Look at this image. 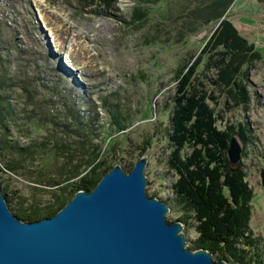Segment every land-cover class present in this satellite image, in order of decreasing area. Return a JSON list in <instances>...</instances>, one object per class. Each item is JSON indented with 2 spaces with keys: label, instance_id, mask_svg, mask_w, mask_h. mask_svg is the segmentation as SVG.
Instances as JSON below:
<instances>
[{
  "label": "rangeland",
  "instance_id": "374dc122",
  "mask_svg": "<svg viewBox=\"0 0 264 264\" xmlns=\"http://www.w3.org/2000/svg\"><path fill=\"white\" fill-rule=\"evenodd\" d=\"M115 1L113 9L93 14L75 0H0V37L17 49L12 73L26 75L31 83L39 81L32 104L42 105L60 123L67 121L66 113L73 108L82 116L80 123L90 128V133H83L84 137L73 133V138L71 133L66 139L91 145V168L98 163L100 171L117 164L127 170L141 156L146 157V194L154 193L171 204L166 214L170 222L186 214L172 192L176 177L167 166L176 75L181 66L201 54L214 25L187 22L186 9L194 6L190 1ZM138 6L145 14L132 22L131 14ZM226 15L260 53L247 72L249 102L245 107L234 106L218 89L212 95L219 103L215 113L220 129L241 122L252 130L253 143L248 146L235 136L241 147L237 164H244L254 192L249 228L263 243L264 260V0H233ZM55 87L68 97L67 105L55 96ZM25 100V94L17 89L12 104L26 132L21 134L9 125L11 139L21 146L40 140L51 129L37 116L30 123V118L21 114ZM213 102L208 101L210 107ZM114 119L120 120L122 130L113 125ZM77 126L71 125V129ZM56 133L63 138L61 132L53 136ZM81 152L74 155L73 162H78ZM92 153L93 157L97 154L96 159ZM62 163L61 155L38 164L19 162L14 151L0 149V180L10 190H18L26 205H43L52 199V193H60L65 183L48 186L37 180L38 172L51 170L56 179ZM88 168L82 163L80 175ZM194 226L190 219L182 229L185 248L190 249L188 245L197 238Z\"/></svg>",
  "mask_w": 264,
  "mask_h": 264
},
{
  "label": "trees",
  "instance_id": "16d2710c",
  "mask_svg": "<svg viewBox=\"0 0 264 264\" xmlns=\"http://www.w3.org/2000/svg\"><path fill=\"white\" fill-rule=\"evenodd\" d=\"M179 1L193 2L194 6L188 7L185 15L192 26L212 24L214 27L201 54L181 66L176 75L168 129L170 152L167 166L176 177L172 192L186 214L170 222L180 221L183 228L190 219L195 222L197 238L188 245L191 250L207 249L216 261L223 260L229 264H264L261 255L263 243L253 237L249 228L254 192L247 181V171L242 162L230 165L227 161L229 139L237 135L243 146H248L253 143L252 130L241 122L220 129L215 113L219 103L212 95L218 89L234 106L245 107L249 102L247 72L260 59V53L227 18L226 13L233 0ZM75 2L93 14L111 10L116 3L115 0ZM144 14L142 8L135 7L131 21H140ZM0 24L3 23L0 21ZM8 45V41L4 42L0 37V149L7 153L14 151L19 156V162L22 160L30 164L54 160L60 155L63 159L56 179H53L51 170L38 172L37 180L48 186H58L60 181L65 183L60 193H52V199L43 205H26L18 190H10L0 180V191L10 212L23 222H32L52 217L78 190H92L112 166L98 171L99 164L96 163L91 168V145L84 140L66 139L71 133L72 138L73 133L84 137L91 131L80 123L82 116L76 109L69 110L67 121L60 123L42 105L32 104L33 92H37L39 81L34 79L31 83L26 75L12 73V58L17 49L14 47V51ZM17 89L26 96L21 114L30 118V123L37 116L41 123L51 128L40 140H31L22 146L10 136V126L21 134L26 132L20 127V117L12 104ZM55 92V96L67 105L68 97L57 87ZM209 100L214 101L213 107L209 106ZM46 102L48 105L49 101ZM113 123L118 130L123 129L120 120L114 119ZM76 124L77 128L71 129V125ZM55 132H61L63 138L57 133L53 136ZM80 150L82 155L78 162H73L74 155ZM92 158L96 159L97 154L93 157L92 153ZM82 163L89 165V170L80 175ZM131 168L125 171L129 172ZM149 197L156 198V194L151 193ZM162 201L170 210L171 204L167 200Z\"/></svg>",
  "mask_w": 264,
  "mask_h": 264
},
{
  "label": "water",
  "instance_id": "95a60500",
  "mask_svg": "<svg viewBox=\"0 0 264 264\" xmlns=\"http://www.w3.org/2000/svg\"><path fill=\"white\" fill-rule=\"evenodd\" d=\"M236 140L228 163H238ZM145 165V156L129 172L113 165L92 190L32 222L15 217L0 191V264H226L185 248L183 224L167 222L168 205L146 194Z\"/></svg>",
  "mask_w": 264,
  "mask_h": 264
}]
</instances>
